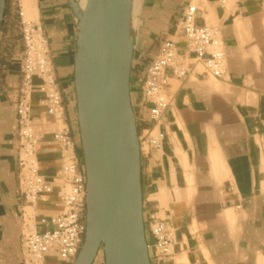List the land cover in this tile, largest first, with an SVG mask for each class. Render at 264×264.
Here are the masks:
<instances>
[{
    "label": "crops",
    "instance_id": "1",
    "mask_svg": "<svg viewBox=\"0 0 264 264\" xmlns=\"http://www.w3.org/2000/svg\"><path fill=\"white\" fill-rule=\"evenodd\" d=\"M137 5L132 104L139 136L151 129L164 134L161 149L141 147L146 237L153 253L151 227L162 221L174 239L169 258L152 264H264V0H137ZM190 5L198 8L197 25L220 30L226 54L222 79L189 52L182 18ZM23 9L47 39L64 109L50 115L44 94L32 95L40 173L53 191L29 202L20 193L15 113L23 45L17 10L7 0L0 31V264H28L26 225L49 230L51 217L63 210L60 193L71 185L63 167L70 156L84 171L75 91L77 17L69 0H24ZM167 39L191 71L183 79L170 76L169 107L154 123L139 106L138 85ZM63 129L72 137L71 148L54 140ZM98 259L94 264H102ZM42 264L72 263L52 252Z\"/></svg>",
    "mask_w": 264,
    "mask_h": 264
},
{
    "label": "water",
    "instance_id": "2",
    "mask_svg": "<svg viewBox=\"0 0 264 264\" xmlns=\"http://www.w3.org/2000/svg\"><path fill=\"white\" fill-rule=\"evenodd\" d=\"M79 24L77 114L86 232L74 264H152L143 214L141 142L132 104L134 0H69ZM85 2V3H84ZM7 0H0V31Z\"/></svg>",
    "mask_w": 264,
    "mask_h": 264
},
{
    "label": "built area",
    "instance_id": "3",
    "mask_svg": "<svg viewBox=\"0 0 264 264\" xmlns=\"http://www.w3.org/2000/svg\"><path fill=\"white\" fill-rule=\"evenodd\" d=\"M24 0H12L19 17L20 35L23 45L22 58L17 85L18 99L15 108L16 127L19 137L18 165L20 193L29 202H36L42 195L50 194L53 185L41 173L37 158L39 135L34 129L32 117V95L35 91L44 94L47 112L59 116L64 103L61 92L56 88V80L48 58V44L38 25L33 24L23 9ZM198 8L190 5L182 18V29L189 42V52L205 70L215 78L226 75V54L223 48L220 30L207 25H197ZM191 67L183 59L178 47L172 40H165L157 55L149 62L139 80L140 108L146 111V118L158 122L169 107L166 94L170 76L183 79L188 76ZM39 78L41 82L35 83ZM136 115V114H135ZM137 119V117H136ZM141 147L146 145L161 149L164 134L155 129L139 136ZM54 140L64 148L73 146L72 137L67 129L54 135ZM70 185L60 193L63 210L49 220L51 228L39 231L34 224L26 225L24 243L28 255V264H42L45 257L54 252L65 262L74 264L86 232V174L80 171L77 161L70 156L63 167ZM154 237L153 253L149 245L151 262L164 263L172 252L174 242L171 229L165 222H155L151 227Z\"/></svg>",
    "mask_w": 264,
    "mask_h": 264
},
{
    "label": "rangeland",
    "instance_id": "4",
    "mask_svg": "<svg viewBox=\"0 0 264 264\" xmlns=\"http://www.w3.org/2000/svg\"><path fill=\"white\" fill-rule=\"evenodd\" d=\"M148 239H149V237H148ZM97 257H99V259H98V260H100L102 264H105L104 253H103V251H102V250L100 251V253L98 254V256H97Z\"/></svg>",
    "mask_w": 264,
    "mask_h": 264
},
{
    "label": "bare ground",
    "instance_id": "5",
    "mask_svg": "<svg viewBox=\"0 0 264 264\" xmlns=\"http://www.w3.org/2000/svg\"><path fill=\"white\" fill-rule=\"evenodd\" d=\"M85 3V2H84ZM134 7H138V5H137V0H134ZM136 10V9H135Z\"/></svg>",
    "mask_w": 264,
    "mask_h": 264
},
{
    "label": "trees",
    "instance_id": "6",
    "mask_svg": "<svg viewBox=\"0 0 264 264\" xmlns=\"http://www.w3.org/2000/svg\"><path fill=\"white\" fill-rule=\"evenodd\" d=\"M138 132H139V130H138Z\"/></svg>",
    "mask_w": 264,
    "mask_h": 264
}]
</instances>
